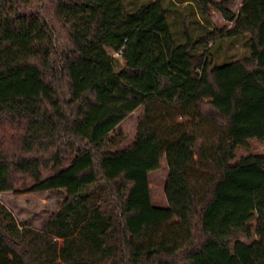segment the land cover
Segmentation results:
<instances>
[{"label": "trees", "instance_id": "obj_1", "mask_svg": "<svg viewBox=\"0 0 264 264\" xmlns=\"http://www.w3.org/2000/svg\"><path fill=\"white\" fill-rule=\"evenodd\" d=\"M131 1L0 0V192L72 156L40 230L0 202V264H264V155L234 161L264 140V114L245 116L264 109V0L237 13L228 0ZM182 3L199 16H182L179 40L168 16ZM211 7L246 55L208 50ZM137 107L132 143L109 150ZM162 156L158 208L143 185ZM238 234L252 241L232 247Z\"/></svg>", "mask_w": 264, "mask_h": 264}, {"label": "rangeland", "instance_id": "obj_2", "mask_svg": "<svg viewBox=\"0 0 264 264\" xmlns=\"http://www.w3.org/2000/svg\"><path fill=\"white\" fill-rule=\"evenodd\" d=\"M141 0H133L130 6L136 5ZM221 1V0H214ZM228 7L235 13L238 12L243 0H228ZM195 9V8H194ZM197 10L188 8L185 3L180 4L175 11V15L169 14L168 18L171 21L172 27L175 30L179 40H184L183 25L181 24L182 16L188 14L189 19L199 16ZM209 18L211 25L216 30L214 40L206 42V47L209 51H214V58L218 62H230L236 60L249 51L244 44L242 36H229L227 33L234 27V21L225 20L219 11L214 8L209 9ZM195 28L194 34L198 32L196 25L191 23ZM182 36V37H181ZM113 56H118L113 51L109 50ZM123 60L119 58V62ZM264 114V109L256 111H248L247 115L250 118H257L260 114ZM141 114V107H137L126 116L110 134H117L121 132L122 139L116 145L109 150H117L128 146L132 143L136 130L137 119ZM187 118H177V122H183ZM6 131H9L7 129ZM248 149L238 147L235 151L234 161H237L242 156L247 154H263L264 155V140L257 139L248 140ZM72 156L65 157L63 160V166L58 171H53L50 168H41V181L36 183L32 179H25L16 183L13 189L0 192V202L11 211L17 223L21 226L25 225L34 230H40L50 214L56 210L60 202L64 198L62 188H56L55 185L60 180L59 173L68 170L71 166ZM168 176V168L166 165L165 157L162 156L160 160V167L148 173L147 182L143 185L146 188L149 202L152 206L158 208H164L167 206L166 198L164 195V185ZM253 228L256 224V219L251 221ZM256 236H254V239ZM237 241L249 244L252 240L247 239L243 234H238L230 239V244L233 247Z\"/></svg>", "mask_w": 264, "mask_h": 264}]
</instances>
